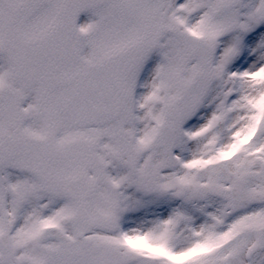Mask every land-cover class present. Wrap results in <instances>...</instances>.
Listing matches in <instances>:
<instances>
[{
	"label": "snow or ice",
	"instance_id": "snow-or-ice-1",
	"mask_svg": "<svg viewBox=\"0 0 264 264\" xmlns=\"http://www.w3.org/2000/svg\"><path fill=\"white\" fill-rule=\"evenodd\" d=\"M0 264H264V0H0Z\"/></svg>",
	"mask_w": 264,
	"mask_h": 264
}]
</instances>
